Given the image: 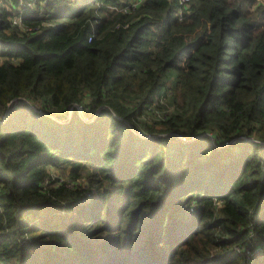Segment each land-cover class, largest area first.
Instances as JSON below:
<instances>
[{
  "label": "trees",
  "instance_id": "1",
  "mask_svg": "<svg viewBox=\"0 0 264 264\" xmlns=\"http://www.w3.org/2000/svg\"><path fill=\"white\" fill-rule=\"evenodd\" d=\"M19 2L0 3V264H264L245 254L264 241V0ZM169 92L180 112L135 135Z\"/></svg>",
  "mask_w": 264,
  "mask_h": 264
},
{
  "label": "rangeland",
  "instance_id": "2",
  "mask_svg": "<svg viewBox=\"0 0 264 264\" xmlns=\"http://www.w3.org/2000/svg\"><path fill=\"white\" fill-rule=\"evenodd\" d=\"M29 1H34V0H20L19 2V6H22V5H26V7H31V2ZM0 3H1V0H0ZM3 4V3H2ZM10 5V3L8 4V6ZM73 9H75V6L73 5L72 6ZM19 10V8H18ZM20 11H22V9H20ZM174 81V74L173 73H169L168 75V78H167V83H171ZM166 95V94H165ZM161 95V96H158L156 99L153 100V103L151 104L152 106L151 107H154V105H158L156 109H153L152 110V113H149V109L147 108L146 110L143 111V113L137 117V121L140 123L139 124V127H141L140 129H142V131L140 130H133V133L135 135H137L138 137H141V138H146V139H149L150 137H155L157 136V134H151L152 135H146L144 136L145 133H147V127L149 128H152L154 130V133H156L158 130H161V127L159 125L156 124V122L158 121L157 119H159L160 117L164 116L166 113H173V112H180V110L177 108V105L180 104V99L177 97V95L175 94H172L171 92L167 93V95ZM136 99L134 96H130V101L131 100H134ZM19 102H22V103H25V104H28V102L25 100V99H16V100H13L9 106V108H11L13 105H15L16 103H19ZM79 106L78 104H76V106H74V108H76L78 111H79ZM33 108H35L36 110L39 111L38 107L36 105H33L32 106ZM72 109V108H71ZM70 109V110H71ZM56 112L58 113H61V110L60 109H56L55 110ZM80 112V111H79ZM82 115V114H81ZM84 122H91L92 119L88 116H84L82 115V118H81ZM56 121L60 122L62 119H57L55 118ZM66 119H64L63 121H65ZM3 123V119H0V124ZM157 130V131H156ZM204 136H209V135H204ZM242 138V137H241ZM245 141H251V142H258L256 140H253V139H250V138H246V139H243ZM180 141H183V140H180ZM191 140H186L185 142H190ZM49 173H50V180L48 182L50 183H53L54 185L60 183V182H68L69 181V177L67 176V174L63 173L62 171L58 172V171H55L54 168H50L49 169ZM83 177H87V174L81 176L79 179L71 182L69 181L68 182V186L71 187V186H75V187H80V188H83L86 186L85 184V180ZM221 206V204H219V202H217L216 204V210ZM193 208V207H192ZM192 210V209H190ZM253 247L254 248L253 250H250L249 248L247 250H245V254H246V257H247V260L252 256V254L255 252V251H260V252H264V241L260 238H256V240L253 242ZM239 264H248L247 261L243 262V261H240Z\"/></svg>",
  "mask_w": 264,
  "mask_h": 264
},
{
  "label": "built area",
  "instance_id": "3",
  "mask_svg": "<svg viewBox=\"0 0 264 264\" xmlns=\"http://www.w3.org/2000/svg\"><path fill=\"white\" fill-rule=\"evenodd\" d=\"M4 0H1V2H3ZM133 3H134V5L135 4H137L140 0H131ZM182 1H184V2H186L187 0H182ZM11 22H12V24H14V25H20V20H19V18H16V17H13V18H11ZM74 106H76V105H74ZM79 111L81 112V106H79ZM32 109L33 110H35V111H37V112H39V113H42L40 110L38 111V110H36L35 108H33L32 107ZM55 119V118H54ZM144 136H146V135H144ZM180 140H183L184 142L186 141V140H194V139H196L195 137H191L190 139H187V137H185V136H180V135H178L177 136ZM241 139H243V137L241 138Z\"/></svg>",
  "mask_w": 264,
  "mask_h": 264
},
{
  "label": "water",
  "instance_id": "4",
  "mask_svg": "<svg viewBox=\"0 0 264 264\" xmlns=\"http://www.w3.org/2000/svg\"><path fill=\"white\" fill-rule=\"evenodd\" d=\"M18 100H20V99H18ZM11 105V104H10Z\"/></svg>",
  "mask_w": 264,
  "mask_h": 264
}]
</instances>
